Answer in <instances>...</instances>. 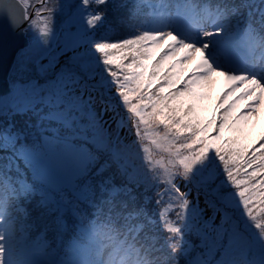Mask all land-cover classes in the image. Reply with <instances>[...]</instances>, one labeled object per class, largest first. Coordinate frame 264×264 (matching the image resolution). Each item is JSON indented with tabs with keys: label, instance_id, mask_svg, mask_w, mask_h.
Masks as SVG:
<instances>
[{
	"label": "snow or ice",
	"instance_id": "1",
	"mask_svg": "<svg viewBox=\"0 0 264 264\" xmlns=\"http://www.w3.org/2000/svg\"><path fill=\"white\" fill-rule=\"evenodd\" d=\"M9 38L0 264H264V0H0Z\"/></svg>",
	"mask_w": 264,
	"mask_h": 264
},
{
	"label": "rangeland",
	"instance_id": "2",
	"mask_svg": "<svg viewBox=\"0 0 264 264\" xmlns=\"http://www.w3.org/2000/svg\"><path fill=\"white\" fill-rule=\"evenodd\" d=\"M189 67H191V65ZM12 79H13L12 72H10V76H9L10 83L12 82ZM228 83L229 82L224 80L223 77H218L216 84L214 85V87L212 88V90L210 92L211 99H213L216 95L219 96L220 93L227 87ZM242 109H243V105H241V110ZM256 125L259 126V131L261 133L264 130V108L260 109L258 116L257 117H253L251 119V121L249 122V124L247 125V129H248V131L251 134H256L257 132H259L258 130H254ZM189 199L192 200L193 202H195L196 193L192 192L190 197H189ZM199 205H200V207L202 209L205 208L203 194H201L200 197H199ZM205 214L206 215H210L211 214V209H207Z\"/></svg>",
	"mask_w": 264,
	"mask_h": 264
},
{
	"label": "water",
	"instance_id": "3",
	"mask_svg": "<svg viewBox=\"0 0 264 264\" xmlns=\"http://www.w3.org/2000/svg\"><path fill=\"white\" fill-rule=\"evenodd\" d=\"M14 42L8 40L7 47L0 45V96L6 95L11 88L9 76L12 68Z\"/></svg>",
	"mask_w": 264,
	"mask_h": 264
},
{
	"label": "trees",
	"instance_id": "4",
	"mask_svg": "<svg viewBox=\"0 0 264 264\" xmlns=\"http://www.w3.org/2000/svg\"><path fill=\"white\" fill-rule=\"evenodd\" d=\"M152 2L153 3H156L157 2V0H152ZM218 96H215L213 99H212V101L214 102V100H216V98H217ZM254 130H258L259 131V126L258 125H256L255 126V129ZM260 131L259 132H257L256 134H251L253 137H258V136H260V135H264V130L260 133ZM177 183H180L181 184V187L183 188V182L182 181H177ZM184 189V188H183ZM194 189V188H193ZM184 191H186V189L184 190ZM170 218L171 219H173V220H175V212H173L172 214H171V216H170ZM32 237H34L35 235H36V233H31L30 234ZM164 235H167V234H164Z\"/></svg>",
	"mask_w": 264,
	"mask_h": 264
},
{
	"label": "flooded vegetation",
	"instance_id": "5",
	"mask_svg": "<svg viewBox=\"0 0 264 264\" xmlns=\"http://www.w3.org/2000/svg\"><path fill=\"white\" fill-rule=\"evenodd\" d=\"M30 11H31V9H30Z\"/></svg>",
	"mask_w": 264,
	"mask_h": 264
}]
</instances>
